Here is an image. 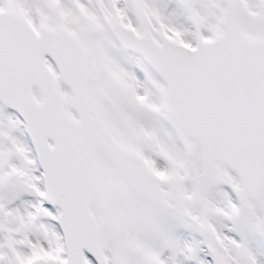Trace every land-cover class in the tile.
Wrapping results in <instances>:
<instances>
[{"label": "snow or ice", "instance_id": "6c2138e0", "mask_svg": "<svg viewBox=\"0 0 264 264\" xmlns=\"http://www.w3.org/2000/svg\"><path fill=\"white\" fill-rule=\"evenodd\" d=\"M0 264H264V0H0Z\"/></svg>", "mask_w": 264, "mask_h": 264}]
</instances>
